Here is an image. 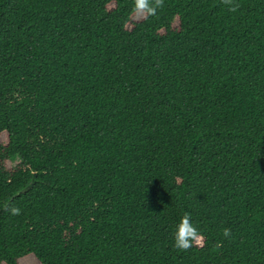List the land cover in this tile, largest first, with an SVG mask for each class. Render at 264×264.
Listing matches in <instances>:
<instances>
[{
	"label": "trees",
	"instance_id": "trees-1",
	"mask_svg": "<svg viewBox=\"0 0 264 264\" xmlns=\"http://www.w3.org/2000/svg\"><path fill=\"white\" fill-rule=\"evenodd\" d=\"M0 264H264V0H0Z\"/></svg>",
	"mask_w": 264,
	"mask_h": 264
},
{
	"label": "clouds",
	"instance_id": "clouds-1",
	"mask_svg": "<svg viewBox=\"0 0 264 264\" xmlns=\"http://www.w3.org/2000/svg\"><path fill=\"white\" fill-rule=\"evenodd\" d=\"M232 0H223L225 4H231ZM163 0H134L135 10L141 13H147L149 15H154L156 9L162 7ZM232 11H235L236 8H231ZM13 214H18L19 210L13 208ZM223 235L225 238H228L231 235L230 229H224ZM202 237L198 232L197 228L192 224L190 219V214L185 213L180 221L175 226L174 231V244L180 250H188L192 247L193 242L201 240Z\"/></svg>",
	"mask_w": 264,
	"mask_h": 264
}]
</instances>
